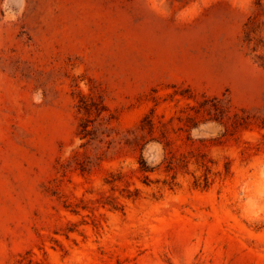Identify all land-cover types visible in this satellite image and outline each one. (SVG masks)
<instances>
[{"label": "rangeland", "instance_id": "1", "mask_svg": "<svg viewBox=\"0 0 264 264\" xmlns=\"http://www.w3.org/2000/svg\"><path fill=\"white\" fill-rule=\"evenodd\" d=\"M0 264H264V0H0Z\"/></svg>", "mask_w": 264, "mask_h": 264}, {"label": "trees", "instance_id": "2", "mask_svg": "<svg viewBox=\"0 0 264 264\" xmlns=\"http://www.w3.org/2000/svg\"><path fill=\"white\" fill-rule=\"evenodd\" d=\"M257 4L260 5V2H257ZM250 23H251V19H248V21L246 22L245 26L246 27L248 26V28H249V24ZM246 34H247L246 36L249 37L251 34H254V31L252 29L248 30V32ZM253 39H254L253 37H251V38L249 37L248 38L249 41H252Z\"/></svg>", "mask_w": 264, "mask_h": 264}]
</instances>
